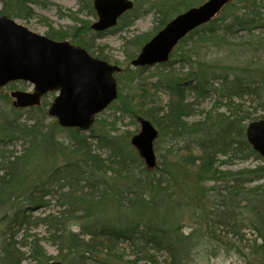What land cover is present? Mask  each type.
<instances>
[{
  "label": "trees",
  "instance_id": "obj_1",
  "mask_svg": "<svg viewBox=\"0 0 264 264\" xmlns=\"http://www.w3.org/2000/svg\"><path fill=\"white\" fill-rule=\"evenodd\" d=\"M76 1L77 15L96 18L93 0ZM132 1L134 8L111 31L94 32L72 15L73 28L49 25L46 35L70 39L111 63L95 43L134 26L140 2ZM45 2L0 0V16L30 20L36 17L32 6ZM148 2L159 28L125 40L127 65L116 75L119 97L108 110L156 127L158 166L146 167L130 133L119 135L117 121H102L100 133L90 135L57 121L46 127L54 93L40 107L25 109L26 120L12 102L0 105V264L50 263L45 241L64 264H201L220 255L264 264V159L246 137L248 124L264 119V0H233L151 74L132 66L141 48L173 17L202 2ZM20 86L27 89L22 82L8 88ZM2 93L0 100H12ZM163 137L169 142L160 154ZM14 141L22 142L20 154L10 149ZM49 142H57L55 150L68 160L44 167ZM248 161L258 165L233 170ZM51 202L59 211L37 214ZM39 227L47 237L32 234Z\"/></svg>",
  "mask_w": 264,
  "mask_h": 264
},
{
  "label": "water",
  "instance_id": "obj_2",
  "mask_svg": "<svg viewBox=\"0 0 264 264\" xmlns=\"http://www.w3.org/2000/svg\"><path fill=\"white\" fill-rule=\"evenodd\" d=\"M233 0H208L172 19L141 49L132 62L149 68L167 63L174 49L189 33L206 25ZM97 20L92 29L102 33L117 26L118 20L134 7L131 0H94ZM121 68L92 57L87 50L69 41H54L30 31L16 20L0 16V93L11 83L24 82L33 92L14 91L16 108L35 107L43 97L57 93L49 116L66 129L88 132L98 115L118 98L115 74ZM132 146L149 170L157 167L155 141L158 131L148 120ZM249 144L264 159V120L251 122L246 129ZM49 264H62L51 262Z\"/></svg>",
  "mask_w": 264,
  "mask_h": 264
},
{
  "label": "rangeland",
  "instance_id": "obj_3",
  "mask_svg": "<svg viewBox=\"0 0 264 264\" xmlns=\"http://www.w3.org/2000/svg\"><path fill=\"white\" fill-rule=\"evenodd\" d=\"M46 1L44 6H32L33 10L36 14V17L30 20H23V19H18V18H13L15 19L19 24L25 26L28 28L30 31L38 34V35H46V33L49 30V25H51L53 28L56 30H69L73 28L76 23L73 21V16L78 17L79 19H83V21H87L90 24H92L96 18L91 17L87 14H78V9L79 5L76 0H42ZM140 2V7L138 9V12L140 14L139 19L135 22L134 26L124 32H109L105 36L102 37V39L98 40L95 43L97 52H103L104 56H106L108 59H110V64H115L117 63L121 67H125L127 65L126 63V58L124 56V43L125 40L131 37H136L142 34H154L158 28H159V22L157 21V18L155 16L154 11H149V6L146 3H149L148 0H138ZM150 1V0H149ZM151 1H157V0H151ZM196 1V0H195ZM199 2H202V0H197ZM207 0H204L201 4L205 3ZM198 3V2H197ZM200 4V5H201ZM2 4L0 3V8ZM199 5L193 6L197 7ZM186 11V10H185ZM184 12V11H183ZM182 13V12H181ZM73 15V16H72ZM46 23V24H45ZM80 25V24H79ZM47 36V35H46ZM70 43L72 41L70 39H67ZM125 63V64H124ZM155 72V67L151 68V73ZM149 74V75H150ZM148 75V76H149ZM124 82V81H123ZM126 83H129L127 79L125 80ZM27 85V84H26ZM128 87V86H126ZM22 90L23 88L18 87L16 90ZM25 91H31V87L27 86V89H24ZM128 88H123L122 93L123 94H128ZM11 89L6 88L3 90L2 95L4 98L6 96H10ZM6 100V99H5ZM4 99L0 100V105L4 106L7 104L9 107H11V102L12 100H6ZM118 109L114 108L111 110H107L103 115L99 117V122L94 124V130L93 132H86V135H90L91 133L97 132L100 133L101 125L104 122L111 123L117 121L116 127L119 129L118 133L119 135L122 136H127L131 135V138L133 135H136L140 132V124L136 123L133 118L128 116V114L124 115L123 118H121L119 115L120 112H116ZM27 110L22 111V120H26L29 118L30 114L26 112ZM48 113V111H47ZM116 114V117H115ZM46 115V113H45ZM14 116V115H11ZM47 119H43L46 127H49L53 124L55 121L54 119L50 118L47 114ZM117 117H120L117 120ZM104 121V122H102ZM62 133H59L56 135V138L61 140L62 138ZM169 142V137H163L161 138L160 142V147H161V153L166 152V145ZM55 145L59 146L58 143L56 142L55 144L48 143L46 149H48V156L46 160L43 162V166L47 167L48 166H56V165H61L63 164L68 158L64 156L62 151L55 150ZM22 142L14 141L12 146H10V149L13 150L15 149L18 154H20L23 150L22 147ZM158 156V155H157ZM159 160V157H158ZM258 163L255 161H248L245 163H239L236 166L233 167L234 169H244V168H252L257 166ZM59 211V208L55 202H51L50 206L41 209L39 212H37L38 215H42L45 213H56ZM191 225V223H190ZM188 232V231H187ZM32 234L38 235L39 237H47V231L44 227H39L37 229H34L32 231ZM44 247L46 249L47 254L52 257L51 262H61L62 264L63 261L59 257V253L57 248L52 246L50 243H44ZM24 264H35L32 262V260H27L24 262ZM201 264H244L240 258L237 256H227V255H220L218 257L212 258L206 262H202Z\"/></svg>",
  "mask_w": 264,
  "mask_h": 264
},
{
  "label": "bare ground",
  "instance_id": "obj_4",
  "mask_svg": "<svg viewBox=\"0 0 264 264\" xmlns=\"http://www.w3.org/2000/svg\"><path fill=\"white\" fill-rule=\"evenodd\" d=\"M253 122H254V121H253ZM249 124H250V123H249ZM249 124H248V125H249ZM247 127H248V126H247ZM246 129H247V128H246Z\"/></svg>",
  "mask_w": 264,
  "mask_h": 264
}]
</instances>
